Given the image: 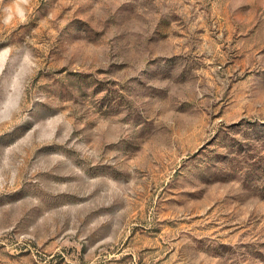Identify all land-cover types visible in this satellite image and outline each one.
I'll use <instances>...</instances> for the list:
<instances>
[{
    "label": "rangeland",
    "instance_id": "374dc122",
    "mask_svg": "<svg viewBox=\"0 0 264 264\" xmlns=\"http://www.w3.org/2000/svg\"><path fill=\"white\" fill-rule=\"evenodd\" d=\"M0 264H264V0H0Z\"/></svg>",
    "mask_w": 264,
    "mask_h": 264
}]
</instances>
